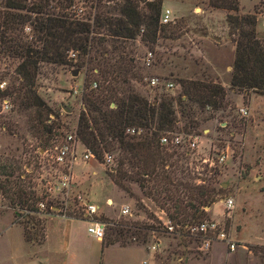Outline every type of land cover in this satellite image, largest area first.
I'll return each mask as SVG.
<instances>
[{
  "label": "trees",
  "instance_id": "obj_1",
  "mask_svg": "<svg viewBox=\"0 0 264 264\" xmlns=\"http://www.w3.org/2000/svg\"><path fill=\"white\" fill-rule=\"evenodd\" d=\"M27 1L0 2V56L18 61L14 69L17 83L10 94L18 114L27 117L29 130L48 137L57 135L60 128L58 114L57 121L48 124L51 109L36 91V79L44 67L96 69V76L85 81L81 96L75 129L78 139L98 162L106 152L117 154L114 183L123 186L124 180L136 182L170 220L179 223L205 218L202 207L210 206L220 190L193 183L189 171L179 164L185 159L186 148L163 147L159 139L164 134L196 133L198 113L228 105L226 88L212 80L176 79L181 87L178 94L156 92L149 101L132 83H143L134 58L137 37L152 51L160 38L173 33L171 24L160 25L164 0H122L115 5L97 0L90 6L94 9L91 22L62 10L73 5L70 0ZM51 1L59 11L50 9ZM208 4L234 13L226 17L235 44L229 90L241 95L247 105L252 94L264 96V37L257 30V12L240 16L238 0H209ZM27 26L33 31L30 40L23 34ZM71 52L76 53V59H70ZM93 82L97 89L90 88ZM133 127L141 128L143 134L129 135L126 131ZM19 198L25 205L32 199L21 190ZM102 221L113 225L103 239V248L130 245L133 237L143 245L148 232L155 229L135 221ZM41 222L30 217L26 223H30L33 234L40 235ZM24 238L32 240L26 230Z\"/></svg>",
  "mask_w": 264,
  "mask_h": 264
},
{
  "label": "rangeland",
  "instance_id": "obj_2",
  "mask_svg": "<svg viewBox=\"0 0 264 264\" xmlns=\"http://www.w3.org/2000/svg\"><path fill=\"white\" fill-rule=\"evenodd\" d=\"M70 1L73 2V5L62 10L68 12L69 15L74 13L72 17L88 22L92 21L94 9H91L90 6L97 0ZM100 1L102 4L108 5L122 2V0ZM164 1H171L168 4L175 7L174 2H181L182 0ZM29 2L30 0L27 1V3ZM187 3L190 7H196L194 12L185 19L173 18V22L169 26L173 33L170 35L168 32L163 38H160L152 51L141 42L140 36L134 41V58L139 66L143 83H132L149 101H153L156 92L178 94L181 87L176 79L212 80L226 88L225 103L228 105L225 109L218 111L206 109L204 113H198L196 116L200 125L196 133L190 136H197L198 146L192 151L184 147L188 152L185 159L181 160L179 164L187 169L186 172L189 171L193 183L196 185L213 187L217 192L220 190L214 196V202L210 204V210L207 214L205 213V217L225 221L238 243L240 241L239 231L242 212L253 216L256 215L255 212L257 211H260L259 214L261 212L264 214V145L255 146L253 153L246 151V156H241L243 147L241 146L240 135L243 134L247 126V120L241 118L237 113L239 107L235 103V97L239 94L229 90L230 77L226 74L217 76L203 59L204 55L213 56L218 58L217 63L222 64L228 59L225 50L221 55L216 54L215 48L229 44V41L232 42L226 17L228 14L234 13L224 9L212 8V10L222 13V19L217 13V16L215 14L210 15L208 11L210 6L204 0H188ZM168 4L166 5L168 6ZM54 5L55 2L51 1L50 9L59 11V8L53 7ZM238 6L240 16L253 14L256 11L258 26L263 27L264 0H238ZM79 10H81L80 13ZM174 23L176 25H173ZM28 28L23 30V34L30 40L33 31L30 27ZM262 33L264 37V30ZM149 51L153 53V61L149 67H146L144 60ZM17 62V60H9L0 56V84L4 83L3 90H0V194H3L6 203L25 205L19 202V190L30 196V199L32 198L28 200L27 204L35 203L37 199L32 190L33 184L27 180L20 181L18 175L25 166H30L31 163L35 162L32 156L37 148L48 146L56 138L59 141L66 134L72 133L76 129L85 81L93 79L97 70L87 71L76 66L63 68L47 66L42 69L36 79L37 94L51 109L49 120L57 121L55 119L57 114L60 120L57 135L52 134L44 137L29 130L27 117L18 114L16 104L13 103V97L10 93L13 85L17 83L15 79L17 76L14 73ZM72 70H78L79 73L76 77L71 75ZM153 77L160 81L156 88L149 85V79ZM168 83L174 84V87L167 88ZM3 101L8 102V107L4 110L2 109ZM210 115H213V118H210ZM50 123L48 122V124ZM182 125V122L178 123L179 127ZM226 146H229L230 156L224 164L215 163L210 166L204 162V160L211 158L215 160ZM256 151L259 152L257 156L254 153ZM106 153L111 154L114 158L110 165L104 164V154L101 162H78L73 167L74 181L78 189L87 194L100 207L98 219L107 218L115 222L135 221L155 226V213L159 209L157 204L145 196L140 186L134 181L124 180L123 186L116 185L113 181V169L117 167V154L114 152ZM225 198H232L235 205L234 210L229 215L224 213L225 206L220 202ZM107 200H112L114 206H108ZM122 206L129 207L132 217L120 215ZM38 218L42 221L40 224L42 233L40 235L38 233L33 234L30 223L17 220L12 211H0V264H59L58 258L49 254V248L44 250L39 247V244L43 242L41 240L45 239L47 230L50 235L47 247L56 244V231L50 226L47 228L48 221L54 217L42 215ZM10 219L13 224L18 226L5 231L6 226H9ZM78 225L79 230L83 233L84 226ZM111 227H113L112 224L107 227L105 237L110 233ZM25 230L28 231L32 240L26 241L23 238ZM41 235L43 238L39 239ZM161 239L165 249L155 254L156 264H182V262L177 261L181 256L187 259L192 257L194 260H206L205 256H191L193 254L188 248L190 246L184 247V244L179 242L177 238L163 234ZM142 247L146 248V245H142ZM260 250L262 256H259V263L264 264V250ZM252 251L258 255L259 249L252 248ZM241 252L240 250L233 260L223 251L214 252L210 258V264H249Z\"/></svg>",
  "mask_w": 264,
  "mask_h": 264
},
{
  "label": "built area",
  "instance_id": "obj_3",
  "mask_svg": "<svg viewBox=\"0 0 264 264\" xmlns=\"http://www.w3.org/2000/svg\"><path fill=\"white\" fill-rule=\"evenodd\" d=\"M79 13L81 10L78 11ZM74 14V13H73ZM173 22V17L169 9H163L160 15V25H168ZM264 27V21L262 22ZM29 26H27L28 28ZM26 29V28H25ZM29 29V28H28ZM70 59H76V53L69 54ZM153 61V53L147 52L144 64L149 67ZM160 84L158 78H150V87L156 88ZM167 88H173L174 84L168 83ZM4 83L0 84L3 90ZM91 89H97L98 84L93 82ZM84 90V89H83ZM114 105H112L113 107ZM8 107V102H2V109ZM237 113L241 118L249 116L245 107L238 109ZM49 123L51 120L48 121ZM129 135L139 136L143 134L141 128H129L126 131ZM159 144L163 147L178 146L187 147L189 151L195 150L198 146L197 136H185L175 134L169 137L164 134L159 139ZM229 146L217 155L216 159H206L205 163L213 166L215 163L224 164L229 158ZM35 162L30 166H25L18 175L20 181H28L33 184L32 190L37 201L33 204L22 205L20 203H6L3 194H0V211H12L17 220L21 222L29 221L30 217L50 216L58 219H76L87 223V233L98 240L105 238L106 229L111 224L98 219L100 212L99 205L95 204L87 194L78 189L74 181L73 167L76 163H86L97 161L93 152L88 150L76 136V131L66 134L61 140L56 138L48 146L37 148L32 156ZM114 158L111 154L105 153L104 164L110 165ZM224 204V213L229 215L235 208L232 198H225L220 201ZM108 206H114L112 200H107ZM204 213L210 210V206L202 207ZM120 215L132 217L128 206L120 208ZM155 229L148 232L146 239V249L148 252L157 254L163 250L162 235H169L177 238L184 247H190L191 256L204 257L210 253L215 244H221L227 252H235L239 247L233 233L227 227L225 221H219L209 217L203 219L174 222L170 220L163 209H158L155 213ZM131 244L140 245L139 240L133 237L129 240ZM142 246V245H141ZM185 257L177 259L183 262Z\"/></svg>",
  "mask_w": 264,
  "mask_h": 264
},
{
  "label": "crops",
  "instance_id": "obj_4",
  "mask_svg": "<svg viewBox=\"0 0 264 264\" xmlns=\"http://www.w3.org/2000/svg\"><path fill=\"white\" fill-rule=\"evenodd\" d=\"M186 1L188 2V0L174 2L175 7L169 5L171 1H164L163 9H169L172 17L175 19H185L196 9L194 6L190 7ZM204 1L208 2L209 0ZM166 4H168V6ZM208 11L210 15H216L217 13L223 19V15H221L222 13L220 11H214L211 7L208 8ZM257 30L262 36L264 28L258 26ZM224 50L225 54L228 55V59L225 60L224 64L217 63L216 60L218 58L213 56L204 55L203 59L217 76L220 77V74H226V76L230 77L229 75L232 71L235 55V44L229 41V44L215 48L216 54L222 55ZM221 70L222 72H219ZM235 98L237 107H245L249 113V116L246 118L247 126L243 134L240 135V142L243 147L241 156H246V151L247 153H253L255 146L264 145V96L252 94L247 105H244L241 95H236ZM254 153L256 156L259 154L258 151ZM259 212H255V216L246 215L244 211L242 212L239 231L240 241L238 242L239 247L235 252H227L223 245L215 244L210 253L204 257L206 259L205 261L194 260L191 257L189 259L185 258L182 264H210V258L214 252L218 253L222 251L233 260L240 250L242 251L241 254L244 255L243 258L245 260L247 259L249 264H263L262 262L259 263V256H262L260 255L262 253L260 249L264 250V214L263 212L259 214ZM78 224L84 226L83 233L79 230ZM8 225L5 231H7V229H12L14 226H18L13 224L11 219ZM48 226L56 231V244L47 247L50 238L47 230L45 240L39 247L44 250L49 248V254L52 257H57L59 264H156V255L148 252L147 249L141 245L130 244L120 246L115 244L103 248V240L95 239L89 235L87 233L88 225L83 220L52 218L48 221L47 228ZM252 248L259 249L258 255L252 251ZM164 249L165 247L163 250Z\"/></svg>",
  "mask_w": 264,
  "mask_h": 264
},
{
  "label": "water",
  "instance_id": "obj_5",
  "mask_svg": "<svg viewBox=\"0 0 264 264\" xmlns=\"http://www.w3.org/2000/svg\"><path fill=\"white\" fill-rule=\"evenodd\" d=\"M78 70H75V71H72L71 72V75L73 76V77H76L77 75H78ZM67 111L69 112V110L67 109Z\"/></svg>",
  "mask_w": 264,
  "mask_h": 264
}]
</instances>
